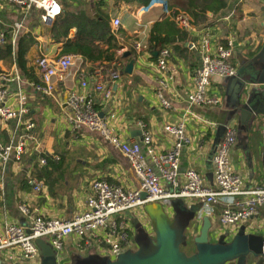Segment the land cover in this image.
<instances>
[{
  "label": "crops",
  "instance_id": "crops-1",
  "mask_svg": "<svg viewBox=\"0 0 264 264\" xmlns=\"http://www.w3.org/2000/svg\"><path fill=\"white\" fill-rule=\"evenodd\" d=\"M93 2L95 0H83ZM61 3V2H60ZM108 12L112 19V29L115 33L124 30L127 32V41L118 34L122 49L118 51L120 62L123 65L119 81L112 83L114 97L105 102L98 95L96 109L107 119L109 126L127 142L142 144V130L140 122L147 125L154 136L155 148L159 153L166 154L173 149V140L168 137L163 128L167 124L184 122L190 143L185 146L181 156V171L194 169L204 179V184L215 188L213 177V163L210 154L217 130L222 125L235 128L237 144L232 153L234 171L241 175L245 187L248 189L264 188V131L247 135L239 130V119L229 120L231 109L228 103V83L226 79H213L211 88L212 97H220L218 107H194L187 113L186 97L192 90V79L195 69L200 65V55L197 50V37L191 35V45L188 51L174 54L171 65L176 75V90L178 98H172L173 108L166 110L161 107L156 98L157 75L150 67L152 59L141 57L136 62L132 75L123 74L126 65L135 59L134 45L142 43L150 50L148 40L153 26L162 21L164 11L155 7L149 13H139L140 7L122 4L115 7L113 1L108 2ZM41 13L31 10L25 14L20 9L0 0V30H10L17 22H25L26 34H31L36 43L30 49L27 59L39 77L36 67L38 58L44 56L58 59L64 47L52 39V28L45 26L41 21ZM115 19H120L122 26H114ZM209 25L213 29L215 41L221 43L229 39L235 41L233 64L240 69L247 66L254 57L264 48V0H230L228 9L212 19ZM201 29V28H199ZM77 29L71 30L70 38L74 39ZM137 40V41H136ZM133 52L123 60L125 52ZM81 63L71 69L63 81H55L52 95L36 93L27 85L29 92V120L35 125L37 143H31L21 163H10L2 167L0 163V229L6 223H15L29 228L30 222L24 218L20 206H27L32 215H41L46 218L71 220L86 209V201L91 193V183L95 180H104L110 184L123 187L126 191L140 188V181L135 176L127 158L118 150L113 149L97 134L83 130L72 132L67 124L71 114L68 107V98L71 91L80 87V73H86L87 79L91 76L98 64L92 65L83 58ZM109 69V66L106 65ZM261 66H258L259 69ZM245 75H252L249 69H244ZM3 75H13L18 70L14 64L7 66L1 63ZM20 73V72H19ZM21 75V74H20ZM22 76V75H21ZM27 83L29 82L22 77ZM31 83V82H30ZM4 83L0 82V86ZM258 91L264 90L262 85H251ZM5 88L12 95L17 90V84H5ZM23 132V129L21 130ZM225 137V136H224ZM16 123L0 121V140L4 144L17 140ZM45 159L47 164H40ZM51 162V166L49 165ZM213 162V161H212ZM36 167H44L46 173L36 172ZM41 177V178H40ZM33 179L44 183V191L36 193L30 183ZM29 181L30 187H26ZM185 201V200H184ZM172 202V201H171ZM186 207L201 204L185 201ZM203 208V206H202ZM201 208V210H202ZM165 210L171 217H175L171 203ZM200 210V212H201ZM198 214L190 229L192 235L199 234L204 218L208 217L212 223L211 236L215 242L222 236L233 239L241 229L247 233H264V207L258 217H254L238 228L225 227L221 222L222 207L217 206L211 216L198 220ZM129 226L132 244L128 250H137V229L134 223L139 222L151 234L150 222L143 210L123 215ZM89 256L108 257L104 249L93 247L79 248L76 238L70 237L64 242V247L58 255L59 264H76L74 259H84ZM0 258L10 264H26L18 251H4ZM110 258V257H108ZM79 260V259H78Z\"/></svg>",
  "mask_w": 264,
  "mask_h": 264
},
{
  "label": "built area",
  "instance_id": "built-area-1",
  "mask_svg": "<svg viewBox=\"0 0 264 264\" xmlns=\"http://www.w3.org/2000/svg\"><path fill=\"white\" fill-rule=\"evenodd\" d=\"M8 4L28 13L31 10L41 12V21L51 27L63 12L60 0H6ZM155 7H161L164 15H169L163 2L153 1L147 7H141L139 13L145 15ZM177 25L198 39L197 50L200 55V65L194 73L192 90L186 97L187 113L194 107H218L220 97H212L210 92L213 79H229L238 75V69L232 60L234 57L233 39L226 43L215 41L213 29H196L184 15L175 17ZM116 29L122 26L120 19H115ZM25 32V22L14 24L10 30H0V46L11 43L17 47L19 39ZM137 61L141 57L152 58V50L146 49L142 43L134 45ZM173 53L163 49L157 55L156 61H151L150 67L157 75L156 98L162 108H173L172 98L180 95L176 90V75L171 65ZM81 63V57L65 55L58 59L40 57L36 67L40 73V83L26 82L20 73L0 76V121L16 123L17 140L4 144L0 140V163L7 167L10 163H21L31 143H37L35 125L29 120V85L36 93L52 95L55 81L66 79L71 69ZM123 65L112 63L109 67L98 66L92 73L91 81L86 73H80V87L69 94L68 107L71 114L67 119L69 129L74 133L86 130L99 135L110 147L120 151L129 161L135 176L140 181V188L126 191L123 187L110 184L104 180L91 183V193L86 201V209L71 220L46 218L32 215L27 206H20L21 215L28 219L30 227L20 224L6 223L0 229V253L18 251L26 264H40L41 251L36 244L38 239L49 242L58 255L64 247V242L74 237L79 242V248L104 249L108 257L115 260L131 246L129 226L123 215L142 210L147 203H161L168 207L174 199H183L191 203H202L198 220L211 216L214 208L222 207L221 222L227 228H238L254 217H258L264 207V188L248 189L241 175L234 171L232 153L237 144L235 128H229L213 158V177L215 188L204 184L203 176L194 169L181 171V156L186 145L190 143L184 122L167 124L163 132L173 140V149L159 153L155 148L154 136L147 125L140 122L142 144L127 142L118 135L96 109L97 96L103 101H112L114 94L112 85L106 83L108 78L112 83L120 80ZM17 84V90L11 95L5 84ZM23 129V132L21 130ZM40 164L46 165L44 159ZM34 191H44V183L30 180ZM148 194L146 200L142 193ZM147 222H149L147 220ZM29 231L31 234H29Z\"/></svg>",
  "mask_w": 264,
  "mask_h": 264
},
{
  "label": "water",
  "instance_id": "water-1",
  "mask_svg": "<svg viewBox=\"0 0 264 264\" xmlns=\"http://www.w3.org/2000/svg\"><path fill=\"white\" fill-rule=\"evenodd\" d=\"M133 52H125L123 60H127ZM155 56L158 53H153ZM137 59L126 65L123 74L132 75ZM258 66H261L259 69ZM249 69L252 75H245ZM229 89L228 103L231 109L229 120L239 119V130L247 135L264 131V90L258 91L251 85L264 86V48L237 76L226 79ZM103 117V115L101 114ZM228 130L222 125L217 130L210 163ZM1 177V175H0ZM142 199L148 198L142 193ZM171 207L175 217H171L160 203H148L144 211L150 222L151 234L135 222L137 229V250H128L115 260L108 257L89 256L81 259L80 264H264V233H247L241 229L231 240L222 236L212 240V223L204 218L202 228L197 235L190 229L202 205L196 204L188 209L183 199H174ZM29 234L30 231H29ZM41 251L40 264H59L58 253L52 245L42 239L36 241ZM191 249L189 253L187 250ZM96 259V260H95ZM0 264H10L0 258Z\"/></svg>",
  "mask_w": 264,
  "mask_h": 264
},
{
  "label": "trees",
  "instance_id": "trees-1",
  "mask_svg": "<svg viewBox=\"0 0 264 264\" xmlns=\"http://www.w3.org/2000/svg\"><path fill=\"white\" fill-rule=\"evenodd\" d=\"M109 1H113L115 7L126 4L141 8L149 6L155 0H95L93 2L60 0L63 12L55 21L51 31L52 39L57 43L64 44L60 57L76 55L92 65H108L109 67L112 63L120 62L118 51L122 49V46L119 43L118 34L126 41L128 36L124 30L120 29L118 33L113 31L112 19L108 12ZM159 1L164 3L169 15L165 14V18L157 22L151 30L148 46L153 53H159L163 49H170L174 54L188 51L186 44H188L187 46L191 45V35L177 25L176 16L188 17L196 29L209 28V25L212 24L210 21L224 13L230 5V0ZM74 28L77 29V33L75 38L71 39L70 33ZM35 43L31 34H23L15 50L11 43L0 46V75L2 74L1 63L7 66L14 64L18 67L22 77L31 83L39 84V77L35 69L29 66L27 59V55ZM151 59L156 61L157 56L153 54ZM49 165H52L51 162ZM36 168V172H47L44 167ZM25 184V188L30 187L29 181H25ZM128 233L131 236V233Z\"/></svg>",
  "mask_w": 264,
  "mask_h": 264
},
{
  "label": "rangeland",
  "instance_id": "rangeland-1",
  "mask_svg": "<svg viewBox=\"0 0 264 264\" xmlns=\"http://www.w3.org/2000/svg\"><path fill=\"white\" fill-rule=\"evenodd\" d=\"M189 253H191L192 252V250L191 249H189V250H187ZM79 259V260H78ZM96 260V259H95ZM81 261H83V260H81L80 258H75L74 259V262L76 263V264H80L81 263Z\"/></svg>",
  "mask_w": 264,
  "mask_h": 264
},
{
  "label": "bare ground",
  "instance_id": "bare-ground-1",
  "mask_svg": "<svg viewBox=\"0 0 264 264\" xmlns=\"http://www.w3.org/2000/svg\"><path fill=\"white\" fill-rule=\"evenodd\" d=\"M40 13H41V12H40ZM40 17H41V16H40ZM56 20H57V19H56ZM54 23H55V22H54ZM53 25H54V24H53ZM53 25H52V26H53ZM52 26H51L50 28H52ZM226 42H227V41H226ZM42 57H44V56H42ZM59 58H60V57H59ZM18 72H19V71H18ZM2 75H3V74H1L0 76H2ZM226 133H227V132H226ZM225 135H226V134H225ZM223 139H224V138H223ZM222 141H223V140H222ZM44 160H45V159H44ZM143 193H145V192H143ZM170 203H171V202H170ZM147 204H148V203H147ZM160 204H161V203H160ZM169 205H170V204H169ZM144 207H145V206H144ZM144 207H143V209H142L143 211H144ZM164 208H165V207H164ZM144 212H145V211H144ZM145 214H146V213H145ZM147 218H148V217H147Z\"/></svg>",
  "mask_w": 264,
  "mask_h": 264
}]
</instances>
